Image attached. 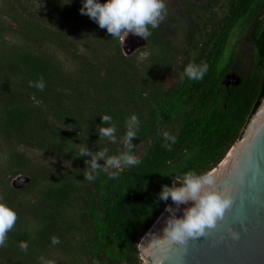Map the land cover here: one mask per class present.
Masks as SVG:
<instances>
[{
	"label": "trees",
	"instance_id": "1",
	"mask_svg": "<svg viewBox=\"0 0 264 264\" xmlns=\"http://www.w3.org/2000/svg\"><path fill=\"white\" fill-rule=\"evenodd\" d=\"M181 2L184 18L170 13L150 29L138 58L81 14L82 0H0V196L18 216L0 264H40L48 249L69 258L55 264H140L138 242L171 202L159 199L162 185L189 170L208 173L241 137L264 97V0ZM241 41L252 63L227 87ZM202 61V80L184 76L188 63ZM41 78L43 91L30 86ZM133 114L140 163L87 181L91 157L77 156L79 148L118 154ZM102 115L117 128L115 144L99 136ZM165 130L176 137L171 150ZM20 147L69 166L34 164ZM17 174L30 185L12 187L7 177Z\"/></svg>",
	"mask_w": 264,
	"mask_h": 264
},
{
	"label": "clouds",
	"instance_id": "2",
	"mask_svg": "<svg viewBox=\"0 0 264 264\" xmlns=\"http://www.w3.org/2000/svg\"><path fill=\"white\" fill-rule=\"evenodd\" d=\"M80 12L94 20L101 29H106L112 38L125 39L129 34H134L147 40L152 35L150 29H157L165 20L167 6L165 0H103V2L82 0ZM208 69L209 65L203 61L200 64L190 62L184 68V76L192 81H200ZM29 83L41 91L45 88L43 78ZM101 120L102 124L97 125L100 138L107 139L113 144L117 143V128L112 117L102 115ZM139 123L135 114L126 120V132L121 139L123 150L116 155H109L107 148L97 152H92L86 145L79 148L77 156L91 157V160H85L88 171L84 172V178L87 181H95L99 171L114 178L125 168L140 163L139 157L133 154L135 147L133 139L137 137ZM162 135L165 148L171 150L168 142L175 143L176 137L166 130ZM101 160L104 161L103 164L99 162ZM159 199L164 202L171 199L172 204L166 203L165 211L169 215L164 221L163 235L152 234L151 238L180 244L186 243L189 238L203 236L206 230L215 228L217 222L223 220L226 210L233 204L232 196L227 190L219 187L214 174H198L192 170L183 175H175L171 185H162ZM181 205L184 207L181 208ZM178 212H182V215H177ZM17 219L15 210L4 202L3 196H0V247L6 246L8 233L14 229ZM232 235L235 238L237 234L232 232ZM51 243L57 245L60 240L53 236ZM19 247L27 252L29 245L27 242H21ZM40 264H54V261L41 257Z\"/></svg>",
	"mask_w": 264,
	"mask_h": 264
},
{
	"label": "water",
	"instance_id": "3",
	"mask_svg": "<svg viewBox=\"0 0 264 264\" xmlns=\"http://www.w3.org/2000/svg\"><path fill=\"white\" fill-rule=\"evenodd\" d=\"M120 41L125 55L145 44L144 38L134 34ZM226 79L225 84L237 85L241 81L233 73ZM259 108L258 116L246 132ZM208 173L217 177L219 187L227 190L233 199L223 220L218 221L215 228L206 230L203 236L189 238L184 244L151 238L152 234L163 235L164 221L169 215L164 208L138 245L140 257L146 264H264V97L249 118L241 137ZM17 179L25 184L30 181L23 174H19ZM17 179L12 180V187L21 186ZM177 215H182V212ZM232 232L237 234L235 238Z\"/></svg>",
	"mask_w": 264,
	"mask_h": 264
},
{
	"label": "rangeland",
	"instance_id": "4",
	"mask_svg": "<svg viewBox=\"0 0 264 264\" xmlns=\"http://www.w3.org/2000/svg\"><path fill=\"white\" fill-rule=\"evenodd\" d=\"M194 1L200 2V1H204V0H194ZM35 2L37 4L39 3V1L38 2L35 1ZM165 3H166V6H167V16L170 13H172V14L181 15L184 18L185 8H184L181 0H165ZM40 4H42V3H40ZM167 16H166V18H167ZM119 40H121V39H119ZM240 45H242V46L239 47V54L243 58V60H242L243 64H241L240 71H241V74L243 75L246 72V70H247L246 68H247L248 64L252 60V53H251L252 51H251V45L249 43L241 41ZM143 46L144 45L138 46L132 53L133 54L136 53L138 58H143L145 56V53H146V51H143V50L140 51L141 48H143ZM171 78L172 77L169 78V76H168L167 79H166V82L167 81L168 82L171 81ZM19 149L26 156H28L29 159L31 160V162L34 163V164H39L41 166H46V167H65V168H67L69 166L68 162L65 161L63 158L54 157L52 155H47L42 150H36V149L28 148V147H20ZM40 162H42V163H40ZM7 178H8V183L11 185L12 180L18 178V174L15 175V176H8ZM16 182H17V184L21 185L19 188H26V187H28L30 185L31 180L28 183H26V184L23 181H20L18 179H17ZM36 193H37L36 187H33V190L25 191L22 194L24 195L25 199H33L35 197ZM170 203H172V201ZM139 244H140V240L138 242V245ZM43 257L46 260L54 261V264L57 263V262H60V261L65 262V260L67 261V259H69V258L65 259V257H63V255H61L59 252H53L49 256V249H48V251L47 250L45 251V254L43 255ZM140 264H146L145 260L142 259Z\"/></svg>",
	"mask_w": 264,
	"mask_h": 264
},
{
	"label": "flooded vegetation",
	"instance_id": "5",
	"mask_svg": "<svg viewBox=\"0 0 264 264\" xmlns=\"http://www.w3.org/2000/svg\"><path fill=\"white\" fill-rule=\"evenodd\" d=\"M192 1H194V0H192ZM194 2H196V1H194ZM242 45H240L239 44V46H238V51H237V60H236V65H235V69L230 73V74H235L237 77H240V78H242V74H241V71H240V68H241V64H243V62H242V60H243V58L240 56V54H239V47H241ZM251 63H252V60H251V62L248 64V66H247V68L246 69H249L250 68V65H251ZM228 79H226V81H227ZM225 81V82H226ZM227 87L228 86H230V85H232V83H228V84H225Z\"/></svg>",
	"mask_w": 264,
	"mask_h": 264
},
{
	"label": "bare ground",
	"instance_id": "6",
	"mask_svg": "<svg viewBox=\"0 0 264 264\" xmlns=\"http://www.w3.org/2000/svg\"><path fill=\"white\" fill-rule=\"evenodd\" d=\"M261 108H262V107H261ZM261 108H259V111H258V112L256 113V115H254V117L252 118L251 122H250L249 125H248V128H247V131H246V132H248L249 129L251 128V126L253 125V123H254L256 117L258 116V114H259ZM246 134H247V133H246ZM241 141H242V140H241ZM241 141H240V142H241ZM240 142H239V143H240ZM239 143H238V145H239ZM238 145H237V146H238ZM236 148H237V147H235V148L233 149V151L230 152V154H229L228 158L225 160V162L229 159V157L232 155V153L234 152V150H235Z\"/></svg>",
	"mask_w": 264,
	"mask_h": 264
}]
</instances>
